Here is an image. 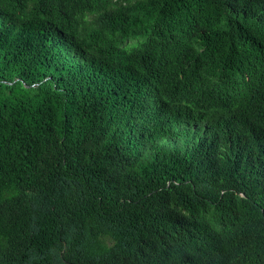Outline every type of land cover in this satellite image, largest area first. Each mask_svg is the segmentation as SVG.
Segmentation results:
<instances>
[{"label":"trees","instance_id":"1","mask_svg":"<svg viewBox=\"0 0 264 264\" xmlns=\"http://www.w3.org/2000/svg\"><path fill=\"white\" fill-rule=\"evenodd\" d=\"M0 264H264V0H0Z\"/></svg>","mask_w":264,"mask_h":264}]
</instances>
